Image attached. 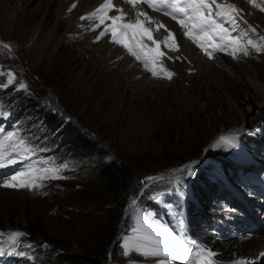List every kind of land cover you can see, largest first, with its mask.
Returning <instances> with one entry per match:
<instances>
[{
	"label": "rangeland",
	"instance_id": "obj_1",
	"mask_svg": "<svg viewBox=\"0 0 264 264\" xmlns=\"http://www.w3.org/2000/svg\"><path fill=\"white\" fill-rule=\"evenodd\" d=\"M20 3L23 13L32 11L36 19H55L58 12L57 0H0V14L8 8L20 7ZM249 4L254 5L253 2ZM136 8L128 6L123 9L127 13L124 21L135 22L136 12L142 11ZM261 8L264 7H259L258 11L264 14ZM237 16L236 21L241 18L240 14ZM155 21L161 24L159 19ZM97 25L99 27L96 28H106L105 25ZM164 26L158 31L148 27L154 39L153 33L165 34L158 39V51L162 55L156 56L153 64L151 55L155 53L150 54L149 67L156 68L158 72L163 68L173 75L170 79L163 73L153 76L151 71L144 68L142 61L128 54L121 45L136 65L156 82L154 87H162L156 94L134 99L133 90L127 86V82L120 83L116 79V67L108 68L103 75L105 80H110L107 89L122 92L124 97L130 98L131 107L134 108L122 109L118 105L113 113L110 111L112 99H105L107 90L98 91L92 99L87 97L93 81L86 82L77 93V87L70 88V79L65 70L66 55L72 52L78 54L79 51V48L73 51L72 35H67L60 49L63 57L57 59L58 63L56 61L53 66L45 68L40 58H25L16 40H9L0 32V140L3 141V151H11L13 145L20 147L15 138L4 139L8 133L18 134V138L32 149L26 159L25 154H21L15 157L17 162L9 165L7 170L0 169V177L10 178L19 172V182L25 183L29 178V165L60 169L59 178L37 179L36 183L42 185L37 188L4 187V181L0 179V188L3 189L0 190V247L6 250V254L0 255V264H68L54 254L46 257L39 251L40 245L48 250L76 255H88L102 245L107 254L100 264H151L153 261L143 260L149 255L141 252L129 251L125 256L123 246L132 237L139 215L153 223H166L177 232L171 210L161 202L163 194L169 192L174 194V199L181 196L187 201V230L189 227L188 232L196 240V245L214 254L211 258L213 264H236L240 260L264 264L263 252L241 259L231 258V253H215V249L221 248L222 251L224 246L237 241L238 237H244L243 242L264 237V202L253 190L264 183V97L248 85V76L253 77L254 73L245 66L238 75L224 77V87L231 90L230 93L218 83L208 85V81L196 75L192 67L182 68V59L169 58L168 54L177 53L179 45L175 41L176 50L164 46L165 38L168 45L172 44V38L168 37L172 25ZM227 27L231 29L230 24ZM60 28V35H65V24H61ZM79 29L81 37L82 29ZM238 29L242 36L236 30L231 35L241 37V43L247 44L248 40H252L264 48V40L261 39L264 37V27L261 30L255 24L250 33L242 27ZM129 36L123 39L131 42ZM188 42L205 53L192 40ZM3 43L9 44L10 50L4 49ZM137 43L145 46V52L149 48L157 49L146 34L143 39L137 37ZM216 43L219 41L210 40L205 44L213 53L211 58H207L210 61H214L217 55L225 54L230 60L244 66L246 63L243 59L260 63L261 59L256 56L264 57V51L257 52L248 46L249 55L238 52V58L234 59L229 52L214 51L213 44ZM76 59L80 62L77 73H81L90 61L86 62L88 58ZM259 69L257 76L263 78L264 67ZM9 73L14 77L13 83L3 87L8 83ZM224 73L221 72L228 75ZM21 83L25 88L19 87ZM154 87L153 92L156 90ZM20 96L35 97L41 112L50 113L56 121H65L94 139L100 152L83 155L81 150L64 140L63 136L68 134L66 130L55 135L52 130L56 126L50 124L47 127L41 116L37 118L34 114H22L16 119L19 121L17 125H10L8 122L13 120L14 112L12 101ZM221 137L225 139L221 140ZM115 158H122L130 165L133 177L128 180L127 189L120 199L114 202L102 191L94 171L99 163ZM189 170L193 172L192 176L187 175ZM247 180L253 183L250 186L252 194L243 187ZM177 181L180 183L177 184ZM182 206L185 216V206ZM247 213L261 223V233L253 234L245 229L246 225H250ZM13 232L24 234L16 244L8 239ZM12 247L25 255L7 254ZM198 252L197 247L194 254ZM253 256H257V259L252 260ZM8 257L11 259L8 260ZM181 261L184 264V260Z\"/></svg>",
	"mask_w": 264,
	"mask_h": 264
},
{
	"label": "bare ground",
	"instance_id": "obj_2",
	"mask_svg": "<svg viewBox=\"0 0 264 264\" xmlns=\"http://www.w3.org/2000/svg\"><path fill=\"white\" fill-rule=\"evenodd\" d=\"M219 1H228L231 4H234L240 10L239 14L241 18H237L238 28L242 27L250 33L255 27V24L260 26L261 30L262 27H264V14L258 11L259 7H255L254 5L250 6V0ZM254 2L260 5V7H264V0H254ZM102 3H104V0H57L58 12L56 18L53 19L50 17V19L47 21H45L44 18L36 19L32 11L23 13V5L20 3V7L8 8L5 13L0 14V32L7 39L16 40L17 44L22 48L25 58H40L39 61L44 63L45 68H49L57 61L59 57H63V55L60 53V49L63 43H65L67 35H72V44L75 47L73 51H75L76 48H79V51L78 54L72 52V54L66 55L68 60L65 62V70H67L70 79V88L77 87L75 90V93H77L80 89H82L86 82L93 81L92 88L90 89V92L87 96L88 98L93 97L98 91L104 89L107 90L105 99H112L113 105L110 110L112 113L115 111L118 105H120L122 109L129 107L131 108L130 110H133L134 108L131 107L132 103H130V98L127 99L124 97L123 93L119 90L113 91L107 89L110 80H105L103 75L108 68L116 67V79L120 80V83L123 81L127 82V86L131 87L133 90L134 99L137 97L139 100L145 98L147 94H156L159 92V88L162 86L154 87L156 82H154L153 79H151L136 65L135 61L130 55L126 53L120 44L112 42L111 32H107L104 36L100 37V39H96L100 32L104 31L105 29L103 30L96 28L97 24H100L98 18L88 19L87 17H89L91 13L99 8ZM112 3L115 7L113 10L107 12V16L109 17L119 15V12L116 9H126L128 6L132 7V5L126 3V0H112ZM136 7L141 8V10L146 12L151 18V21L145 20L143 16L139 18L144 26L150 27L156 31L160 30V28H157L159 24H156V21L154 22V20L157 19L161 21V24L169 26L172 25L170 26V32L175 35V41L178 43L179 49L177 53H171L168 55L170 59H182V68L187 69L188 67H192L195 69L196 75H198L200 78H203V80L206 82L208 81V85L210 83H218L227 93H230L231 90H227L224 87L226 83L223 78L229 75L234 77L239 74V71H241L243 67L247 66L254 73L253 77L248 76V85H250L251 88L254 87L256 91L264 97V77L261 78L262 76H257V70L259 68V70H261L264 67V57L256 56L261 59L260 63L250 59H243V61L246 63L244 66H242L240 62L237 63L230 60L225 54L217 55L214 61H210L207 59L208 56L205 53L201 52L199 49H195L193 45L188 42L190 39H188L183 34L182 28L176 23L172 22L171 20H167L162 15L148 9L141 2L137 3ZM81 17H85L86 19L82 20ZM61 24H65L67 28V32L63 36L60 35ZM102 25H105V27L111 26L112 21L110 19H105V22ZM79 28L82 29L81 37H79L78 34V31L80 30ZM238 28H235V30L239 33L240 31ZM153 35L157 40L165 36V34L162 32L153 33ZM240 36H242V34H240ZM113 45H116L117 47H114ZM164 46H166L165 43ZM76 58H88L86 62L90 61V64L87 65V67L81 73H77L80 62H78ZM118 58L121 59L116 61ZM56 65L57 64H55V66ZM222 71L228 75H222ZM244 86L245 88L248 87L247 85ZM152 87L156 89L155 92H153ZM234 106L236 107V105ZM6 168L7 167L4 169ZM163 195L164 197L161 199V202H163V204L171 210V213L176 220L177 232H175L166 223L161 221L160 222L162 224L153 223L141 215L136 217L137 227L143 226L144 223H149L154 228H157L162 233H164L166 237H174L176 240L181 241L183 248L177 245L174 248L166 249L169 251H174V255H149L143 260L153 261L151 264H160L161 261H164L165 264H183L181 260H184V264H190V261L196 258L194 250L197 248V245L195 244L196 240L193 238L191 232H188L189 227L187 230L188 218L186 217V205L188 206V203L181 196L180 199L177 197L174 199V194L170 192ZM182 205L185 206V216L184 207ZM245 237H248V235H245ZM238 238L239 239H237V241H231L230 245L224 246L222 251L221 248L219 250L215 249V253H218L219 255L231 253L230 257L233 259H239L240 257L246 255L261 252L264 253L263 236L258 238H250L245 242L242 241L244 237ZM168 242L169 241L167 239L164 241L165 244ZM251 259L255 260L257 259V256H253Z\"/></svg>",
	"mask_w": 264,
	"mask_h": 264
},
{
	"label": "snow or ice",
	"instance_id": "obj_3",
	"mask_svg": "<svg viewBox=\"0 0 264 264\" xmlns=\"http://www.w3.org/2000/svg\"><path fill=\"white\" fill-rule=\"evenodd\" d=\"M140 0H126V3L136 7L137 3ZM144 3L148 5L153 11L161 12L166 16L171 17V19L175 20L181 28L185 29L184 35L196 43L201 49L205 52L209 58L212 57V51H209L205 44L210 40H217L219 43L213 44L214 51H225L229 52L230 55L233 56L234 59L238 58L237 53L241 52L244 56L249 55L248 46H251L255 51L260 52L264 51V48H261L253 43L252 40H248L247 44L241 43L242 38L239 36L233 37L231 35L232 31H235L237 27L236 17L239 14V9L232 5L228 4H217L216 0H143ZM253 2L255 7H260V5L255 4L254 0H250ZM74 6V5H73ZM114 4L112 0H104V3L100 5L93 13L87 17L88 19L98 18L100 24H104L105 19H110L112 21V25L110 28H105L104 31L100 32L96 39H100V37L104 36L108 31L112 33V42L116 44L122 45L128 52V54L134 56L137 60H140L144 64V68L148 71H151L153 76H157L161 73L166 78H171L173 73L168 72L166 69L161 68L158 72L156 68L149 67L148 56L152 53L155 55H151L152 63L154 64L156 61V56L162 55L158 51L159 41L154 39L152 33L148 27H145L144 24L139 19L141 16L144 17L145 20L151 21V18L147 15L146 12L137 11L136 12V20L135 22H126L119 23L120 21H124L127 13L123 9H116L119 12V15L107 16V12L114 9ZM215 8V10H214ZM264 11V8L260 9ZM81 19H86L85 17H81ZM226 24H230L231 29L225 27ZM99 27V25H97ZM165 27L163 24H159L157 28ZM129 32L131 35L129 36ZM147 35L149 40H152L153 44L157 45V49H147V52L144 51V45H138L137 37L143 39L144 35ZM129 36L131 42H126L123 37ZM168 37L172 38V44H167V38H165V44L167 47L176 50L175 48V36L172 32H168ZM264 40V37H261ZM2 43V42H0ZM2 47L4 49L10 50V45L7 43H3ZM231 50V51H229ZM8 83L3 85V87H8V85L13 83L14 77L11 73L8 74ZM20 88H25V85L21 83L19 85ZM16 139L17 144L20 147L12 146V150L9 152L3 151V141L0 140V169L8 167L9 165L15 164L17 160L15 157H19L21 154H25L24 158H27V154L32 151L29 148L25 141L21 138H18V134L8 133L4 139ZM225 138L221 137V140ZM228 142V141H225ZM29 174L27 182L21 183L20 177L21 173H15L7 177H0L3 179V186L14 188V187H28V188H37L42 187L41 184L36 183L37 179H56L59 178V168L51 167V168H36L32 165H29ZM39 173V175H36ZM188 176H192L193 172L189 170L187 172ZM151 180L152 178H148ZM180 181H177L179 184ZM158 198V197H153ZM135 203V201H133ZM2 235V234H0ZM24 235L20 232H13L9 235L8 239L16 244L19 242V237ZM169 242L167 244L164 243L165 240ZM180 246L183 248V244L181 241L176 240L174 237H166L164 233H162L157 228H154L149 223H144L141 227H136L133 229V236L130 237L124 244V255L127 256L129 251L141 252L144 255H153V256H169L174 255V251H169L166 249L174 248L175 246ZM199 248V252L196 253V258L190 261V264H213L212 256L214 255L210 250H207L201 246H196ZM6 254V250L3 247H0V255ZM7 254H15L24 256L25 253L23 251H16L15 247H12ZM261 256H264V253H261ZM31 259V257H28ZM160 264H165L164 261H161ZM236 264H255V261H245L240 260L237 261Z\"/></svg>",
	"mask_w": 264,
	"mask_h": 264
},
{
	"label": "trees",
	"instance_id": "obj_4",
	"mask_svg": "<svg viewBox=\"0 0 264 264\" xmlns=\"http://www.w3.org/2000/svg\"><path fill=\"white\" fill-rule=\"evenodd\" d=\"M14 116H20L22 114L30 113L42 118L47 127L53 124L55 130H52L55 135H58L62 130H66L68 134L64 137V140L68 144H73V147L79 149L84 154H96L100 152L99 145L94 139H90L84 134L80 133L78 129L65 123V121H56L53 115L50 113L44 114L37 108L35 97L24 98L22 96L17 97L12 101ZM57 128V129H56ZM122 158H115L109 162L99 163L95 168L94 174L96 180L99 182L102 191L112 200L117 201L120 199V195L127 189V182L133 177V170L130 165L126 164ZM42 247V248H41ZM39 251L45 254L46 257L55 255L60 261L68 264H100V260L106 258V248L102 245L95 252H89L88 255H76L65 251H52L43 246H39Z\"/></svg>",
	"mask_w": 264,
	"mask_h": 264
}]
</instances>
